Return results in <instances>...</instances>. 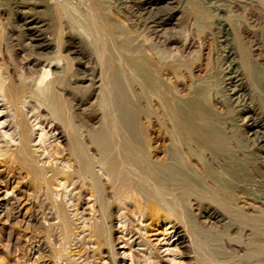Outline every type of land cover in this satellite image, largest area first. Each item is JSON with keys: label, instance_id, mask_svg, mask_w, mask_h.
I'll return each instance as SVG.
<instances>
[{"label": "rangeland", "instance_id": "1", "mask_svg": "<svg viewBox=\"0 0 264 264\" xmlns=\"http://www.w3.org/2000/svg\"><path fill=\"white\" fill-rule=\"evenodd\" d=\"M52 1L53 0H48V1L47 0H0V26L2 33L5 34L6 36L8 35V37L10 38V42H11L10 50L12 52L14 51L13 53L16 54L15 55L16 57L17 56L19 57L18 58L19 60H22L21 63L23 65L22 64L21 65L24 67L25 72L27 69L26 67L27 64L25 60L21 57L29 56L28 58L31 59L32 62L34 61L35 63L33 67L35 68V70L39 71L40 69H43V67L46 64V61H53V63L55 64L54 61L56 60L57 55L58 56L60 55L58 52L60 50L59 48H61L60 53L63 51L61 53V56H64L65 54L64 61L67 62L68 60V62L72 64L71 65L72 68L70 67L68 68V70L70 69V71L66 70L68 71L67 73L65 71V66L67 65L65 64L64 61H62L64 64L60 62V67L58 69L61 70L63 68L65 72L64 74H61L63 75V77L60 80L61 83L68 84L69 86H73L75 85V83L80 84L81 82V84L85 86L88 84V82L84 79H83L84 81L83 80L79 81V79L81 77L84 78L85 74L87 75L88 69L91 70L93 66L95 65L97 66L98 63L97 61L99 60L98 58H100L98 57V55L99 56L101 55L100 54L101 51L99 49L100 46L103 45L102 44L103 42L104 45H106L105 48L107 49V51L110 48L113 49V47H114L113 50L115 51L116 45L119 46L117 43L122 44L126 39L132 41L134 38H136L139 35V33H141L142 36L152 35L151 30L148 29L147 32L146 28L148 26H153V27L155 26L153 25L154 23H152L153 21L152 19L155 17L156 12L159 13L158 9L161 13H167V11L169 12L171 10L170 12H172L174 16V20H173L174 23L177 21L176 20L177 17L180 16V12H183V14L185 13L186 15L184 14V19H183L184 23L182 22L179 27V29L180 28L184 29V30H180L181 32H177L179 31V29L177 30V26L175 24H168L163 27L161 26L162 28L158 26H157L158 28L156 27L157 30L158 29L161 30L162 33L167 32L168 34H170L172 31L170 35H173L174 32L173 30L174 28H176L175 37L179 39L175 38L174 43L169 46L172 47L176 46L175 51H177V55H179V57L181 55L182 56L181 58L183 59L181 61V66L180 68H178L179 70L177 73L178 74L177 77L180 76L178 78L179 80L174 75V73H172L173 71H170V73L167 76L168 81H165L167 82V84L165 83L166 85L164 86V89L165 91L168 90V92L170 93L172 92L174 94L176 93L175 95L176 96L178 95L177 98H179L180 103L189 102V100L193 97L192 95L193 94L195 95L200 90L201 93H204V95L206 96L204 97V101L198 104V110L201 111L207 109V114L209 116V125L211 126V128H213L214 130L218 129L216 131H218L219 133L222 132L224 133L222 137L225 141V144L223 145L222 149L221 147H219L220 150H217L216 144H212L213 146L216 145L215 146L216 149H215V147H213L210 144L207 145L203 139H201L199 136L195 134L190 136L189 139L191 141L190 140L188 141L191 143L190 145H188L189 144L188 141L186 143V141L184 142L183 140L181 141V139L178 138L179 136L176 137L177 135H179V133L175 124L173 112L168 111L167 107L166 109L165 108L163 109L162 108L163 106L162 105L159 106L160 104L156 100L151 99L150 100L151 102L143 100L139 104L138 103L135 104V107L133 108H131L132 106H130V104L128 103L129 105L126 104L124 107H122L123 110L120 108L121 111L116 108L118 113L115 110V119L116 118L121 119V117L127 118V115H125L126 114L125 111H128V114H130L131 109L135 110L134 114L136 112V115L133 116L132 118L129 117L126 119L127 121L131 119L129 120V122L131 121L130 127L132 132H134L136 135H139L140 137H145V136L147 138L156 137L155 142L150 141L149 143L150 146L156 147L158 149L156 150L155 153L156 155H154V158H157L156 161L157 162L159 161V163L165 162V160L167 159H171V161L173 162L176 161L177 163L174 162L175 165L177 164L176 168H179L184 173H186V175L190 178V180L193 183V190H194L191 192L190 191L188 192L187 189L185 190L183 189V191L178 189L175 190L174 189L175 186L173 187V185H169L170 187L172 186L171 189L173 190L171 191V195L169 198L171 200L175 198L173 201L171 200L169 201L172 202L174 205L176 204L177 206L179 205L178 208H176L177 212H180L177 213V217L178 218L181 217V220L179 219L181 222H179L178 220L176 221L177 223L179 222L178 224L180 225L178 226L177 230L179 233L181 232L180 234L182 235L179 243L178 242L174 243L176 237L169 238V235L168 236L165 235L164 231L167 229L166 225L160 223L155 226L153 224H150V220L147 219L143 221L142 224H140V227L142 228L141 231H143L141 232L143 233V238H146L150 244H146V246L141 245V243H139V245L137 244L140 240L137 239L139 237L138 236L139 233L137 231L139 229L137 228L140 227H139V223H135L133 221L135 224L132 222L133 223L132 226H136V228L134 227L136 231L134 230L135 232H133L132 238H130L131 235H128L127 237L124 238V241L126 239H129V245H127L124 241L123 242L121 241L122 234L120 233L121 228H119V225L122 222V218L121 219L118 218L119 217L118 215H120V213L123 212L124 210L121 212L119 211L118 214V209L116 208L114 210V213L116 212L114 214L115 217L114 219H112L111 231L110 233L108 232V237L113 241L114 244L113 252L120 253L118 254L120 258L124 257L123 255H121L122 252L125 253L124 261L123 262L120 261V264H133L134 261H135L134 264H136L137 262H138L137 264H145L144 262L148 257H151V259H153L152 258L153 255L155 261L157 262L155 263V261H153L154 262L153 264H204V263L205 264H264V256L261 255L260 253L258 254L259 251L257 252L256 248L254 251V247H257L255 245V240L264 241V150H263L264 142L261 141L262 139L261 137H263L264 139V135H261L264 132V0H225V1L224 0H191V1L177 0L174 3H171L168 0H163L160 4H158L159 8L156 9L157 11L155 9H150V8L146 9V7L142 5L141 0H126V1L124 0H86L85 1L84 0V2H82L83 0H79V1L72 0L73 2L71 3H70L71 0H69L68 14L71 16L73 20H75V17L76 18L79 17L78 19L75 20L76 25L74 24L72 25V23L66 17L60 16L56 12L54 13L53 12L54 10L51 8H53L52 6L54 5L52 4L55 2ZM60 1H64V0H60ZM90 1H92V4L89 5ZM215 5L221 6L222 8V11L219 12L218 14H215V12L213 11V7ZM121 6L122 8H120ZM74 7L76 11L73 10ZM162 9L163 11H161ZM27 16L35 19L36 22L34 21L35 23H33L32 27H37V29L40 30L41 40L50 42V45L43 48H37L35 44H37L38 41L29 39L30 32L27 30L25 31L24 28V20L25 17ZM89 16H92V20H94L95 22L90 20ZM221 16L227 19L228 25L231 28L230 37L231 39H234L232 40V45H230L233 51V55L230 57L229 55H227V53H225L227 48L224 47L225 41H223L224 38L223 35H221L222 31L219 30L220 28L217 21V19L220 18ZM145 18L147 19V21ZM66 19L68 20V22L66 21ZM81 19H83V21ZM141 19L142 21H140ZM89 21L92 23V25ZM93 23L96 25H94ZM82 25L86 27L84 28L82 27ZM101 26L108 27V29H110L113 32V34H115V38H114L115 41L112 40L113 47L110 42L105 43V40L103 39V36L105 37V35L101 37V35L104 34L102 32L103 28H101ZM74 29L77 31H75ZM168 29L170 32L168 31ZM184 32L187 33V35H185ZM96 33L100 35V38L102 40L99 39V36ZM85 34L87 37L85 36ZM10 35L12 36V38ZM152 39H154V37ZM156 39L159 41L161 40L159 38H155L154 41H156ZM89 40L90 41L92 40V42L89 43L90 42ZM54 43L56 44V47ZM22 44L26 45L27 47L26 46L24 47V45ZM98 44H100L99 48L97 47ZM192 44H194L195 46ZM12 45H14L15 48ZM177 45L179 46L183 45L182 47L185 48L187 47V45H189V49L185 50V48L182 47L179 48ZM158 46L160 48L161 44L160 43L157 44V47ZM196 46L198 48L200 46L201 47L198 49ZM21 48L23 49V52H21ZM16 49L18 50V52ZM191 50H193V52H191ZM241 51H245V54L243 52L242 54ZM146 52L148 53H144V54L148 55L150 52L149 56H152V50L150 51L146 50ZM244 55H246V57L249 58V63L247 65L248 66L247 68L251 69V71H248V69L246 71L244 70L245 67L241 62V58L244 57ZM145 58H147V56ZM151 58H153V56ZM147 60L153 61V59H150L149 57L147 58ZM231 60L236 62V65L238 66V70L240 69L239 72L241 71L240 72L242 78V84L240 86L241 90L238 91L237 93L231 90H233L234 85H236V83L238 84L239 82L236 83L230 82L231 79L230 80L228 79L229 77L228 72L230 67L228 64L230 63ZM115 67L116 68L112 69V71L110 72V75H108L110 76L108 77V80L112 79V81L107 82L106 85L109 84V86L108 89L105 88L106 91L108 90L107 93L109 92L108 97L110 98L109 100L112 102V104L113 103L115 104V102L117 101L111 100V96L115 97L116 95V100L119 99V101H121V99L117 97L121 96L123 98L121 102H125V101L127 102V96L128 94L130 95V93L128 92L133 91L136 94H139L141 92L139 88L132 87V85H130L129 83L130 74L127 71L126 72L122 71L121 68L119 70V67H117V65ZM50 68L51 71H57L55 67H50ZM69 73L70 75L72 74L77 75V79L78 78L79 79L78 80L75 79V83H73L74 80L68 81L70 77ZM157 76L161 77V74ZM174 78L176 79V82H178V84L177 83L174 84L175 83ZM123 80H125L126 82H124ZM118 83L120 84V86ZM125 84L129 85V88ZM96 85H99V83ZM167 85H169L170 87ZM199 87L201 89H198ZM169 88L170 89L175 88L174 90L175 92L173 90H171L172 92L169 91ZM124 89L127 91L125 92ZM153 90H154L153 88L149 90L146 89L145 94L147 95L148 91L150 92ZM117 93H119L118 96ZM71 95L73 94H70V96ZM242 97L244 98L242 99ZM93 101L94 100L92 99L90 103ZM81 103H80V107L84 111L89 112L92 108V110L93 109L96 110V112L95 110L93 111L94 114L96 113L95 114L96 117L101 116L100 115L101 110L100 109H99L100 111L98 110L99 107L96 108L97 104H94L91 107L90 103H86L85 101ZM248 108L250 109L252 108V110L254 111V114L252 113L253 114L252 118H248V116H250V114L246 112ZM1 110L2 109L0 108V111ZM164 110L166 113V114L164 113L165 115H163L162 112ZM26 111L27 109L25 108V112ZM161 114L163 115V118L161 117L162 116ZM30 115L31 112L28 114V116ZM117 115L118 117H116ZM167 116L169 118H167ZM157 118L158 119L160 118L159 120L161 121L163 127L161 126V123L159 120H157ZM8 119L9 118L2 117L0 115L1 123H3L4 120L7 121ZM253 121H258L263 125L262 127L263 130L260 129V133L255 134L254 130L251 128L250 124ZM212 123L215 125H213ZM172 124H174L175 126L174 125L171 126ZM169 127L171 128V130L173 129L175 130L177 129V130L176 131L168 130L170 129ZM0 128L3 131H8L7 128H4L1 125ZM45 130L48 131L49 128ZM39 134L40 132L36 133L34 137L36 143H38ZM48 137L49 138L46 137L45 139V140L49 139V141L48 140L46 141L47 143L46 145H49L48 143H50V141L51 142L54 141L53 137L51 138L50 136ZM174 139L176 140V142H178L177 144H174L175 141L172 142ZM194 142L195 144L191 145ZM53 143L55 144V142H52L51 145H53ZM62 143H60L61 147L65 145V142ZM168 145L169 148L171 149V152L168 148ZM56 146H58V144H56ZM176 146L178 149H176ZM172 147L175 150H173ZM199 147H201V150L199 149ZM181 148L182 151H180ZM190 148L192 152H190ZM197 150H199L200 153ZM184 152L185 155L183 154ZM182 154L184 155V157H181ZM166 156H168L167 159ZM228 164L230 165L228 166ZM207 170L210 172H215L217 176L215 175L216 177L213 178L214 173H212L213 176L209 175L207 173ZM7 171L8 170H6L4 166L2 165L0 166V259L2 262H6L5 264H15L16 262L19 264L18 261L20 260L23 261L24 263L26 262V264H49V261H47L48 258L46 256L47 248H45V245L43 244L45 219H42L43 217L41 216V213L38 210L37 207L38 202L37 200H34L32 190L29 187V185H27L21 173H19V171L14 172V177H12L13 176L12 173ZM194 178L196 180H194ZM75 192L76 191H74V193ZM179 192L181 195L178 194ZM250 194L253 196H251ZM175 195L178 196L175 197ZM183 195L186 197L184 198ZM187 197L189 198V200H191L190 203L189 200L185 201ZM177 198L179 200L178 202H176ZM251 198H253L254 200ZM180 201H182V204ZM194 202H196V204ZM247 205L253 207L254 210H249ZM180 206H182V208L184 207L185 209L183 208L182 211ZM188 206L191 209L187 208ZM186 208L188 209V211L186 210ZM70 210L72 211L73 208H71ZM81 210L82 209H80L79 212H81ZM212 210H216V212L220 214L217 220L216 219L210 220L208 216V211H212ZM221 210L223 211V213ZM242 212L247 213V215ZM74 213L75 211H73V214ZM181 213H183V215ZM82 214H84V212L78 215L80 217L78 218L80 221L78 220L77 224L78 222H81L82 219L86 221L85 220L86 217L89 218L88 216H85V214L84 215ZM245 215L249 216L247 217V221L251 220L250 222H247L246 226L239 223L238 220L240 219H237L239 216L242 217ZM137 216L138 215H136V218ZM130 220L133 219L130 218ZM230 223L234 224L236 228L235 229L233 227L230 228L232 226V224ZM144 225H148V227L146 226L147 227L146 228ZM183 226L189 227V229L193 228L191 232H193L192 234L194 238L196 237L195 239L198 238L196 241L200 243L199 247L202 251L198 249V251L193 252L192 249L193 247L190 244V241L187 240L188 237L184 236L182 230ZM77 232L76 235H78V237L76 236L77 238L75 241H73L72 246L70 248V250L72 249V252L73 251L75 252V254H72V259H75L76 262L78 263L84 264L86 261V257L90 255L91 258L89 260L90 261L89 264H108V263L113 264V262L111 261L113 259V257L110 254L111 251L109 248L106 247L105 244L103 246L101 245L102 247H100V250L95 251L93 254L89 252V250L87 251L84 248H82L80 243L77 241V239L81 237L82 234H79V231ZM124 234L125 231L123 232V235ZM59 237L60 236H58V238ZM61 242H64V239H62V237L58 239L56 245L57 246L60 245ZM75 242L79 244L77 243L75 244ZM41 245H42V249L39 250V247H41ZM89 246L91 247L90 251H92L93 245L90 244ZM79 249H80V253H79ZM149 251L153 252V254H151L152 256H149L148 253ZM197 253L199 257L197 256L194 257V255H197ZM43 254L46 256V258H43L45 257L43 256ZM108 255L110 256L111 259H109ZM132 255L134 256V258ZM143 257L145 260H143ZM173 260H175L178 263H176L175 261L173 262ZM115 261L119 262V260L117 259Z\"/></svg>", "mask_w": 264, "mask_h": 264}, {"label": "bare ground", "instance_id": "2", "mask_svg": "<svg viewBox=\"0 0 264 264\" xmlns=\"http://www.w3.org/2000/svg\"><path fill=\"white\" fill-rule=\"evenodd\" d=\"M53 1L55 2L53 4L51 3L52 5H54V6L51 5L53 7L51 9L54 10L53 12L54 13L56 12L60 16L66 17L72 23V25L73 24L76 25L75 20L78 19L79 17L78 18L75 17V20H73L71 18V16L68 14L69 0H64V1L53 0ZM124 1H126V0H124ZM162 1L163 0H141V3H142V5H144L146 7V9L150 8V9L156 10L159 8L158 4H160ZM168 1L171 3H174L177 0H168ZM71 2H73V1L71 0L70 3ZM82 2H84V0ZM90 4H92V1L89 2V5ZM120 8H122V6ZM73 10H75V7ZM167 10H169V9H167ZM161 11H163V9ZM170 11L169 12L167 11V13H161L158 9L159 13L156 12L155 17L154 18L152 17L153 18L152 23H154L153 25H155V26L154 27L153 26L147 27L146 26L147 24L145 25L147 27L146 28L147 32H148V29L151 30V33H152V35H150L151 37L149 35L148 36H144V35L142 36L141 33H139V35L138 36L136 35L137 37L134 38L132 41L126 39V40H124V42L122 44L117 43L119 46L116 45L117 48L115 47V51L113 50L114 47L112 44V40L115 41V39H114L115 34H113V32L110 29H108V27H106V26L102 27L101 26V28H103V30H104L103 31L102 29H100L104 33V34L101 33L102 34L101 37L103 35H105V37L103 36L105 43L110 42L112 44L113 49L110 48L107 51V49L105 48L106 45H104V42L102 43L103 44L102 46H100V44L97 45L98 48L100 46L99 50L101 51V53H100L101 55L100 56L98 55V57H100V58L97 57L99 59L97 61L98 63L96 62L97 66L96 65L93 66L91 68V70L88 69V73H87V75L85 74L84 78L83 77H81L80 79L78 78L79 81H82L84 79L88 82V84L85 86H83L81 84V82H80V84H76L75 79H77V75L72 74V73H71L72 75H70V73H69L70 77L68 75V77H69L68 81L74 80L73 83H75V85L72 84L73 86H69L68 84H62L61 83L60 80L63 77V75H61V74L65 73L63 68L61 70L58 69L60 67V62L64 61V59H65L64 58L65 54H64V56H61V53L63 52L62 51L60 53L61 48H59L60 50L58 52L60 55L59 56L57 55V58L55 57L56 58V60L54 61L55 64L53 63V61H46V64L43 67V69H40L39 71L35 70V68L33 67L35 65V63H34V61L32 62V60L28 58L29 56L21 57L25 60V62L27 64V66H26L27 69L25 72V69L22 66L23 64L21 63L22 60H19L18 59L19 57L18 56L16 57L15 56L16 54L13 53L14 51L12 52L10 50L11 49L10 38L8 37V35L6 36L5 34L2 33L1 26H0V108L2 109L0 111V115L2 117L9 118L7 121L4 120L5 122L3 121V123L0 122V125L3 126L4 128H7L9 131V133H8V131H3L0 128V166L1 165L4 166L5 169L8 170L7 172L12 173V175H13L12 177H14V172L19 171V173H21L22 177L25 179L27 185H29V187L31 188L32 193H33V198H34V200H37V202H38L37 207H38L39 212L41 213V216L43 217L42 219H45V223H44L45 229L43 228L44 229V234H43L44 242H43V244L45 245V248H47L46 256L48 258L47 261H49V264L50 263L51 264H63V263L64 264H81V263L76 262L75 259H72V254H75V252L74 251L72 252V249L70 250L73 241H75L76 238L78 237V235H76L77 231H79V234H82V236L78 238L79 240L77 239V241L80 243L82 248H84L87 251L89 250V252L94 254L95 251H99L100 247H102L105 244L106 247L109 248L111 251L110 254L113 257V259L111 261L113 262V264H120V261L123 262L124 257H125V253L122 252L121 255H123L124 257L120 258L118 256V254H120V253L113 252L114 251L113 250L114 244H113L112 239H110L108 237V232L110 233V231H111L112 219H114V217H115L114 214L116 212L114 213V210L116 208L118 209V214H119V211L121 212L124 210L123 212L120 213V215H118L119 217L117 216L120 219L122 218V222H121L122 225L121 224L119 225V228H121V231L118 229L120 231V233L122 234V236H121L122 242L124 241V238L127 237L128 235H131L130 238L133 237L132 236L133 232L136 231V229H134V227L136 228V226H132V224L134 222L139 223V227H140V224H142V222L147 220V219L150 220V224H153L155 226L160 224V223H163L164 225H166L167 229L165 228L166 229L164 231L165 235H167V236L169 235V238L176 237L174 243H176V242L179 243V241L182 237V235L180 234L181 232L179 233L177 230L178 226H180L178 223L181 222L180 221L181 220L180 214H179L180 218L177 217V213H180V212H177V210H176V208H178L179 205L178 206H177V204L174 205L172 202L169 201V200H171L169 198L171 195V191H173L171 189L172 186L170 187L169 185H173V187L175 186V188H174L175 190L178 189V190L183 191V189L184 190L187 189L188 192L189 191L191 192V191H194L192 181L186 175V173H184L181 169L176 168L177 164L176 165L174 164V162L177 163L176 161L173 162V161H171V159H167L168 156H166L167 160H165V162L159 163V161L158 162L156 161L157 158H154V155H156L155 153H156V150H158V149L156 147L150 146V144H149L150 141L155 142L156 137L147 138L145 136V134H144L145 137H140L139 135H136L134 132H132L131 127H130L131 121L129 122V120H131V119H129L128 121L126 119L129 117L132 118L133 116H135L136 115V112L134 114L135 110L131 109L130 114H128V111H125V109H124V111L126 112L125 115H127V118H122V117H121V119L116 118L117 121L115 119V110L117 111V109H119L121 111L122 107H124L126 104L129 103L130 106H132L131 108H133V107H135V104H137V103L139 104L143 100L150 101L151 99H153V100H156L160 104L159 106L162 105L163 109L164 108L166 109V107H167L168 111L173 112L175 124H176V127L178 129V133H179V135H177L176 137L179 136L178 138L181 139V141L183 140V142L186 141V143H187V141L190 140L189 139L190 136L195 134V135L199 136L201 139H203L207 145L208 144H210V145L216 144L217 150H220L219 147H221V149H222L223 145L225 144V141L222 137V135L224 133L223 132L219 133L218 131H216L218 129L214 130L209 125V116L207 114V109H204L201 111L198 110V104L202 103L204 101V97L206 96V95H204V93H201V91L199 90L195 95L194 94L192 95L193 96L192 98L190 97L191 99L189 100V102L180 103L179 98H177L178 95L176 96L175 95L176 93L174 94L171 91V90L174 91L175 88L174 89L169 88V91H171L172 93L168 92V90L165 91V89H164V86L167 84V82H165V81H168L167 80L168 74L170 73V71H173L172 73H174V75L177 77V75H178L177 73L179 70L178 68H180L181 61L183 60L181 58L182 57L181 55H180V57H179V55H177V51H175L176 46H174V47L169 46V45H172L174 43L175 38L179 39V38L175 37L176 36V34H175L176 28H174V30H173L174 31L173 35H170L172 33V31L170 34H168L167 32L162 33V31L159 29L157 30L158 27H161V26L163 27V26L168 25V24H175L177 26V30H178L180 27V24L182 22L184 23L183 19H184L185 13L183 14V12H180V16L177 17V19H176L177 21L174 23L173 22L174 16H173V13ZM213 11L215 12V14H218L219 12L222 11V8H221V6L215 5L213 7ZM150 14H151V12H150ZM223 16L218 18L217 21H218V25L220 28L219 30L222 31L221 35H223V38H224L223 41H225L224 47L227 48L225 53H227V55H229V57H230L233 55V51H232L230 45H232V40H234V39H231V37H230L231 28L228 25L227 19L224 18ZM89 17H90V20H92V16H89ZM67 19H66V21L68 22ZM83 19H81V20L83 21ZM148 20H149V18H148ZM34 21H35V19L32 17L30 18L29 16L25 17V20H24L25 31L27 30L30 32L29 39L38 41V43L35 44V46L37 48H43V47L50 45V42L41 40L40 30H38L37 27H32L33 23L36 22V21L35 22ZM92 21H94V20H92ZM140 21H142V19ZM146 21H147V19H146ZM185 22H186V20H185ZM84 24H85V22H84ZM72 25H71V27H72ZM83 25H82V27L85 28L86 26H83ZM91 25H92V23H91ZM94 25H96V24H94ZM98 26H100V25H98ZM98 26H96V27H98ZM73 28H72V30H73ZM180 30H184V29L180 28L179 31H177V32H181ZM75 31H77V30H75ZM168 31H169V29H168ZM81 32H83V31H81ZM18 34H19V32H18ZM86 34H85V36H86ZM182 34H183V32H182ZM30 35H31V37H30ZM185 35H187V33H185ZM98 36H99V39H101L100 35H98ZM153 37H154V39H152ZM185 37H187V36H185ZM11 38H12V36H11ZM155 38H159L161 40L159 41L156 39V41H154ZM13 39H14V37H13ZM96 39H97V37H96ZM107 39H108V41H107ZM91 42H92V40L89 43H91ZM159 43L161 44L160 48H159V46L157 47V44H159ZM183 43H184V40H183ZM185 43H187V42H185ZM24 44H22V45H24ZM188 44H190V43H188ZM192 45H194V44H192ZM12 46H14V45H12ZM25 46L26 45H24V47ZM177 46L180 48L183 45L182 46L177 45ZM32 47H33V45H32ZM55 47H56V44H55ZM14 48H15V46H14ZM57 48H58V45H57ZM182 48H185V47H182ZM190 48H191V46H190ZM186 49L187 50L189 49V45H187L185 50ZM146 50H148V51L152 50L153 58H151L152 56H149L150 52L148 55L144 54V53H148V52H146ZM41 51H43V50H41ZM56 51H58V50H56ZM17 52H18V50H17ZM21 52H23L22 48H21ZM191 52H193V50H191ZM209 52H211V51H209ZM242 52L245 54V51H241V53ZM143 54L146 55L147 58L149 57L150 59H153V61L147 60V58H145L146 56H144ZM223 57H225V56H223ZM241 62L243 63V66L245 67L244 70L246 71L248 69L247 65L249 63V58H247L246 55H244V57L241 58ZM65 64L67 65V66H65V71L68 70L69 67L72 68L71 67L72 64H70V62H68V60H67V62H65ZM116 65H117V67H119V70L121 68L122 71H125V72L127 71L130 74V78H129L130 79L129 80L130 85H132V87L139 88V90L141 92L139 94H136L133 91L128 92V93H130V95L129 94H128V96L126 95L127 96V102L126 101L121 102L123 99L121 96L117 97V98L121 99V101H119V99L116 100V95H115V97L110 95L111 100L117 101V102H115V104L114 103L112 104V102L109 100L110 98L108 97L109 92L107 93L108 90L106 91L105 88L108 89L109 84L108 85H106V84H107V82L112 81L111 78H110L111 80H108V77H110L108 75H110V72L112 71V69L116 68L115 67ZM228 65L230 66L229 72H228V75H229L228 79L229 80L231 79L230 82H235V83L239 82L238 84L236 83V85H234V87H233V90H231V91H234L235 93H237L238 91L241 90L240 89V86L242 84V78H241V74H240L241 71L239 72L240 69L238 70V66L236 65V62H234L232 60L230 61V63ZM207 66H208V64H207ZM50 67H55L57 69V71H51ZM66 67H67V69H66ZM227 68H228V66H227ZM68 71H70V69ZM68 71H66V72L68 73ZM248 71H251V69H248ZM129 74H128V76H129ZM160 74H161L162 78L160 76H157ZM164 75H166V76H164ZM179 77H177V79ZM123 81L126 82L125 80H123ZM207 81H208V79H207ZM119 82H120V80H119ZM98 83H99V85H96ZM176 83L178 84V82H176V79H175L174 84H176ZM125 85H127V84H125ZM206 85H209V84H206ZM119 86H120V84H119ZM127 86L129 88V85H127ZM167 86H169V85H167ZM151 88H153L155 91L154 90L150 91V92L148 91V94L146 95L145 90L146 89L149 90ZM125 89H126V87H125ZM195 89H197V88H195ZM198 89H201V88L199 87ZM126 91L127 90H125V92ZM149 93H151V94H149ZM70 94H73V95L70 96ZM118 95H119V93H117V96ZM112 98H115V99H112ZM243 98L244 97H242V99ZM92 99L94 101L90 103V101ZM247 100H248V97H247ZM83 101H85L86 103H90L91 107H92V105L97 104L96 108L99 107L98 110L99 109L101 110V113H100L101 116L96 117V115H95L96 113L94 114V112H93L95 109L92 110V108H91V110L89 112H86L83 109H81L80 103ZM111 106L114 108H112ZM25 108L27 109L26 112H25ZM159 109H160V107H159ZM147 110H148V108H147ZM131 111H133V112H131ZM30 112H31V115L28 116V114ZM90 112L91 113L93 112V113L91 114ZM95 112H96V110H95ZM123 112H121V113H123ZM140 112H141V110H140ZM162 112H163V115L166 114L165 110ZM246 112L248 114H250V116H248V118H252V115L254 114V111L252 110V108L251 109L248 108L246 110ZM88 113H89V115H88ZM117 113H118V111H117ZM118 115L116 117H118ZM163 115L161 116L162 118H163ZM167 118H169V117L167 116ZM31 119H33V120H31ZM159 119L157 118V120H159ZM164 122H163V124H164ZM157 123H159V122H157ZM160 123H161V121H160ZM173 125L174 124H172L171 126H173ZM213 125H215V124H213ZM161 126H162V123H161ZM250 126L254 130L255 134L260 133V129H262V127H263V125L261 123H259L258 121H253L250 124ZM47 128H49L48 131L45 130ZM166 128H168V127H166ZM168 130H171V128ZM174 130L175 129H173L171 131H174ZM49 131H50V133H49ZM38 132H40L39 140H38V143H36L34 137H35L36 133H38ZM263 133L261 135H264ZM150 134H149V136H150ZM48 136H50V138L51 137L54 138V141H52V142H55V144L53 143V145H51L52 142L50 141V143H48L49 145H46L47 144L46 141L47 140L49 141V139H47V140H45V139H46V137L49 138ZM160 136H161V134H160ZM173 136H174V134H173ZM257 136H259V135H257ZM261 138H262L261 141L264 142L263 137H261ZM174 141H175L174 144L178 143V142H176L175 139L172 142H174ZM62 142H65V145H63V147L60 146V143H62ZM190 143L191 142H189L188 145H190ZM56 144H58V146H56ZM193 144H195V142L192 143L191 145H193ZM198 144H200V143H198ZM194 146H197V145H194ZM194 146H192V147H194ZM215 146H213V147H215ZM168 148H169V145H168ZM174 148H175V146H174ZM172 149H173V147H172ZM176 149H178L177 146H176ZM186 149H187V147H186ZM195 149H197V148H195ZM199 149L201 150V147H199ZM215 149H216V147H215ZM169 150L171 152L170 148H169ZM173 150H175V149H173ZM180 151H182V148ZM197 151L199 152V150H197ZM190 152H192L191 148H190ZM183 154L185 155V152ZM183 154L181 157H184ZM152 158H154V159H152ZM192 159H194V158H192ZM224 159H226V158H224ZM173 160H176V159H173ZM182 160H183V158H182ZM162 161H164V160H162ZM178 161H179V159H178ZM183 162H186V161H183ZM180 165H181V162H180ZM223 165H225V164H223ZM229 165L230 164H228V166ZM156 172H158V173H156ZM207 173L209 175H212V176H213L212 173H214L213 178L217 176L215 172H210L207 170ZM200 179H201V177H200ZM194 180H196V179L194 178ZM170 181H171V183H170ZM74 191H76V192L74 193ZM178 194L181 195L180 192ZM172 195H174V194H172ZM87 196H88V198H87ZM177 196L178 195H175V197H177ZM251 196H253V195H251ZM185 197L186 196H184V198ZM191 197H192V195H191ZM178 198H180V197H178ZM178 198L176 199V202L179 201ZM174 199H172L171 201H173ZM251 199H253V198H251ZM188 200H189V198L187 197V199H185V201H188ZM257 200H258V198H257ZM190 201L191 200H189V203H190ZM245 201H247V200H245ZM180 202L182 204V201H180ZM194 203L196 204V202H194ZM211 204H213V203H211ZM85 205H87V206H85ZM180 207H181V210L184 208V207L182 208V206H180ZM247 207L249 208V210H254L253 207H251L250 205H247ZM71 208H73L72 211L70 210ZM187 208H189V206ZM187 208H186V210L188 211ZM194 208H195V206H194ZM80 209H82L81 212H79ZM189 209H191V208H189ZM222 209H224V208H222ZM73 211H75L74 214H73ZM82 212H84L85 216H88L89 218L86 217V219H85L86 221H84V219H82V221L78 222V224H77V221L79 220L78 218H80L78 215L81 214ZM222 213H223V211H222ZM242 213H245V212H242ZM84 214H82V215H84ZM181 214L183 215V213H181ZM245 214L247 215V213H245ZM82 215H81V218H82ZM136 215H138L137 218H136ZM219 215L220 214H218V212H216V210L208 211V216H209L210 220H213V219L217 220ZM246 215L242 216V217L239 216L237 218V219H240V220H238V222L244 226L247 225V222L251 221V220L247 221V217H249V216H246ZM130 218H132L133 220H130ZM135 218H136V220H135ZM182 219H184V218H182ZM249 219H251V218H249ZM177 220L179 221L178 223L176 222ZM150 224H149V226H150ZM230 224H232V223H230ZM234 224H232V226L230 228L233 227L235 229L236 227L234 226ZM238 225H240V224H238ZM144 226L148 227V225H144ZM137 229H139V230H137L139 233V235L137 233V235L139 236L137 239H140L137 244L139 245V243H141V245H144V246H146V244H150L146 238H143V233H141V232H143V231H141L142 228L140 227ZM192 229L191 228L189 229V227L183 226L182 230H183L184 236L188 237V239L187 238L186 239L190 241V244L193 247L192 248L193 252L198 251V249L200 251H202L199 247L200 243H198L196 241L198 238L195 239L196 237L194 238V236L192 234L193 232H191ZM238 229H240V228H238ZM124 231H125V234L123 235ZM226 233H228V232H226ZM198 235H200V234H198ZM58 236L62 237V239H64V242H61V244L57 246L56 243L58 242V239L60 238V237L58 238ZM110 236H111V234H110ZM206 236H208V235H206ZM124 242L127 245H129V239H126ZM76 243L77 242H75V244ZM79 243H77V244H79ZM86 243H87V245H86ZM90 244L93 245L92 251H90L91 250V247L89 246ZM255 245L258 247V249H257V247H254V251L256 248L257 252L259 251L258 254L260 253L261 255L264 256V241H261V240L256 241L255 240ZM41 249H42V245H41V247H39V250H41ZM43 251H44V248H43ZM189 252H190V250H189ZM79 253H80V249H79ZM148 253H149V256H152L151 254H153V252H150V251ZM43 256H45V255L43 254ZM46 256L43 258H46ZM195 256L199 257L198 253H197V255H194V257ZM90 258H91L90 255L87 256L84 264H89ZM92 258H93V256H92ZM133 258H134V256H133ZM152 258L154 259V255ZM109 259H111L110 256H109ZM116 259L119 260V262L118 261L116 262L115 261ZM130 259H132V258H130ZM153 259H151V257H148L144 263L145 264H153L154 263L153 261H155V259L154 260ZM158 259H159V257H158ZM143 260H145L144 257H143ZM212 260H213V258H212ZM174 261L175 260H173V262ZM18 262H19V264H26V262L24 263L21 260ZM5 263L6 262H2L0 259V264H5ZM82 263H83V261H82ZM134 263H135V261H134ZM155 263H157V262L155 261ZM176 263H178V262H176ZM15 264H18V263L16 262Z\"/></svg>", "mask_w": 264, "mask_h": 264}]
</instances>
